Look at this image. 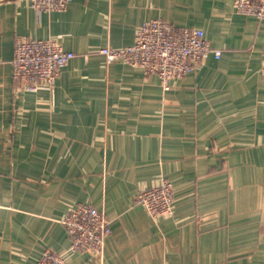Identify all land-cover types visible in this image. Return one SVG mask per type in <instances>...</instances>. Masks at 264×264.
I'll list each match as a JSON object with an SVG mask.
<instances>
[{
	"label": "crops",
	"instance_id": "0c3cea01",
	"mask_svg": "<svg viewBox=\"0 0 264 264\" xmlns=\"http://www.w3.org/2000/svg\"><path fill=\"white\" fill-rule=\"evenodd\" d=\"M234 0H69L38 11L0 0V264H37L71 237L80 203L104 211L102 262L264 264V19ZM204 29L212 47L165 89L156 73L108 62L103 46L134 42L144 21ZM18 36L76 55L52 88L14 79ZM168 179L174 211L153 219L135 196Z\"/></svg>",
	"mask_w": 264,
	"mask_h": 264
},
{
	"label": "built area",
	"instance_id": "2783aa9c",
	"mask_svg": "<svg viewBox=\"0 0 264 264\" xmlns=\"http://www.w3.org/2000/svg\"><path fill=\"white\" fill-rule=\"evenodd\" d=\"M68 3L69 0H31V5L38 11H62ZM233 5L240 13L264 19V0H234ZM99 52L109 63L125 62L140 67L147 74L156 73L162 86L169 89L172 79L194 71L210 53L219 57L222 50L212 47L202 28L179 27L171 21L154 18L141 23L132 44L124 47L106 45ZM75 55L53 38L18 36L12 59L13 77L30 89L52 88L61 69ZM174 192L173 183L163 179L158 185L139 190L135 201L158 220L173 215ZM62 222L71 237L69 247L63 252L45 249L37 264H69L68 253L77 251L102 262L106 239L111 232L106 213L91 204L80 203L70 209Z\"/></svg>",
	"mask_w": 264,
	"mask_h": 264
}]
</instances>
